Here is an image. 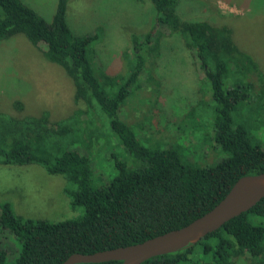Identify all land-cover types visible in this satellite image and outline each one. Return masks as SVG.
Instances as JSON below:
<instances>
[{
  "label": "trees",
  "instance_id": "16d2710c",
  "mask_svg": "<svg viewBox=\"0 0 264 264\" xmlns=\"http://www.w3.org/2000/svg\"><path fill=\"white\" fill-rule=\"evenodd\" d=\"M135 2L150 5L148 29L127 31L129 46L123 55L127 71L108 74L93 50L106 34L103 27L75 33L67 19L69 0H58L51 22L29 0H0V43L26 37L44 60L61 67L72 80L78 106L70 116L56 121L48 111L28 114L21 100L13 102L11 114L0 110V166L38 165L49 175L64 177L68 183L64 192L71 197L72 207L84 209L77 220L55 223L23 218L11 203L0 202V232L11 235L18 247L12 263L8 252L0 251V264H62L74 254L143 243L189 225L215 208L239 179L264 173V149L235 122L236 106L253 95L255 105L264 111V72L235 42L228 20L187 19L192 9L204 10L218 0ZM166 32L182 42L200 81L210 88L213 140L226 155L214 167H194L172 149L144 146L119 118L133 91L144 88L146 63L163 54L160 45ZM150 74L147 78L160 85ZM196 107H191L188 121ZM95 121L106 122L103 128L108 125L137 166L117 162V175L103 187L93 183L90 156L106 149L109 141L94 128ZM252 218H264V198L199 242L143 264H264V224H255Z\"/></svg>",
  "mask_w": 264,
  "mask_h": 264
},
{
  "label": "rangeland",
  "instance_id": "374dc122",
  "mask_svg": "<svg viewBox=\"0 0 264 264\" xmlns=\"http://www.w3.org/2000/svg\"><path fill=\"white\" fill-rule=\"evenodd\" d=\"M69 1L67 19L75 33L86 34L98 27H103L106 33L93 48L98 63L102 59L108 74L126 73L123 55L129 46L127 31L148 29L150 5L137 6L135 0ZM29 2L42 18L51 22L58 0ZM208 4L204 10L192 9L187 19L228 20L234 29L235 42L257 60L264 72V0H218ZM162 43L163 54L146 63L144 88L133 91L119 111V118L132 127L144 146L172 149L184 163L194 167H214L226 155L213 140L214 104L210 88L200 81V74L191 64L189 54L182 50L180 40L175 36L171 39L166 32ZM88 59L92 64L91 54ZM147 73L154 75L160 85L150 81ZM100 83L103 84L101 80ZM255 83L259 88V81ZM74 92L73 82L65 71L44 60L41 51L26 37L19 35L10 42L0 43L2 112L11 114L13 102L21 100L28 114L39 116L48 111L53 121L61 120L78 108ZM255 102L253 95L248 102L237 105L235 122L245 127L253 143L264 149V111ZM193 106L197 107L188 121ZM105 123L95 121L94 128L109 143L99 153L94 148L95 154L90 156L93 183L97 187L105 186L117 175V162L129 168L137 167L127 151L117 144L108 125L103 128ZM67 187L64 177L49 175L38 165L0 166V202L11 203L15 213L23 218L55 223L81 218L84 209L72 207L71 197L64 192ZM252 222L264 224V218H252ZM17 248L11 235L0 232V251L8 252L11 263Z\"/></svg>",
  "mask_w": 264,
  "mask_h": 264
},
{
  "label": "water",
  "instance_id": "95a60500",
  "mask_svg": "<svg viewBox=\"0 0 264 264\" xmlns=\"http://www.w3.org/2000/svg\"><path fill=\"white\" fill-rule=\"evenodd\" d=\"M264 198V173L239 179L226 197L211 211L189 225L127 247L74 254L62 264H88L118 261L121 264H143L145 261L176 253L204 239L233 218L248 212Z\"/></svg>",
  "mask_w": 264,
  "mask_h": 264
}]
</instances>
